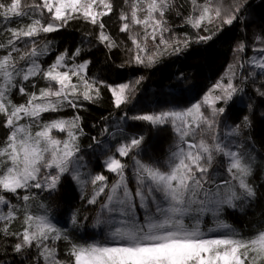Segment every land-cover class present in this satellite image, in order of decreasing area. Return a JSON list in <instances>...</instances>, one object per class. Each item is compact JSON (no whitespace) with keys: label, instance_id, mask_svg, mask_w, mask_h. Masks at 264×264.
Returning a JSON list of instances; mask_svg holds the SVG:
<instances>
[{"label":"snow or ice","instance_id":"obj_1","mask_svg":"<svg viewBox=\"0 0 264 264\" xmlns=\"http://www.w3.org/2000/svg\"><path fill=\"white\" fill-rule=\"evenodd\" d=\"M189 3L184 24L197 31V43L216 35L199 34L208 31L206 22H218L220 31L238 24L248 9V0H232L229 6L221 0ZM173 7V0H123L117 13L115 0H0V241L12 238L11 250L25 255L27 264H264V219L243 234L223 218L257 195L254 160L239 139L251 117L244 115L221 131L222 118L235 107L249 79L259 76L264 82V34L252 55H240L247 52L244 42L234 49L235 63L199 102L152 113L126 111L116 132L104 128L102 135L116 140L119 134L120 139L95 168L81 151L82 117L44 116L82 108L81 101L95 103L104 89L117 109L133 104L135 95L132 83L90 77L91 62L77 59L79 47L58 52L47 63L53 51L49 34L71 20H83L98 29L97 41L111 51L118 44L104 18L115 16L119 32L133 46L129 63L151 66L160 56L182 50L173 48L174 43L189 46L187 35L183 41L165 35L171 31L167 14ZM237 65L247 71L238 73ZM257 94L264 97V90ZM17 95L23 102L16 101ZM248 107L251 111L253 106ZM138 122L170 126L175 133L174 149L163 163L141 158L145 137L135 134ZM92 140L103 146L97 137ZM65 184L78 186L86 193L80 198L99 207L93 227L106 228L103 241L73 240L38 201L39 192L51 194ZM205 217H211V226ZM71 224L81 226L76 212ZM62 241L66 251L61 254Z\"/></svg>","mask_w":264,"mask_h":264},{"label":"trees","instance_id":"obj_2","mask_svg":"<svg viewBox=\"0 0 264 264\" xmlns=\"http://www.w3.org/2000/svg\"><path fill=\"white\" fill-rule=\"evenodd\" d=\"M224 6L232 4V0H221ZM174 7L167 14L168 27L170 32L165 35L169 38L172 34L180 40L187 35L190 43L187 48L182 44H173V48L181 47L178 54H165L160 56L151 66L129 63L132 52L130 40L126 39L124 33L119 32V22L115 16L108 21L107 31L116 39L118 47L109 51L96 39L98 29L83 20H71L68 25L58 32L49 34L46 38L52 41V53L45 58L50 63L56 53L65 49L70 52L79 47L82 49L81 57L90 61L89 75L93 78L107 80L110 83H132L135 87L133 104L122 105L117 109L112 101L111 94L104 89L101 97L95 103L81 101L82 108L73 110L66 108L60 113H46V119L55 116L71 118L74 115L82 117L81 127L84 135L80 137L81 151L86 157V162L91 168L102 164L106 154L115 151L117 139L113 140L111 135H102V130L108 128L110 133L116 132L117 125L123 126L120 117L126 111L132 113H152L169 108L183 109L193 103L199 102L210 89L221 80L228 71V66L235 63L234 49L244 42L247 45V52L241 56L252 55L251 49L258 45L259 37L264 34V0H248V9L241 17V21L231 27L224 26L217 31V23H205L208 31L200 30V35H209L213 32L216 35L207 42H196L197 31L189 25L184 24V17L191 11L189 0H173ZM123 0H115L116 12L118 13ZM126 10L128 6H125ZM177 12L180 15H177ZM143 15V14H141ZM250 25L245 27V24ZM141 37L143 32H140ZM159 37L157 38L158 43ZM144 44L143 39L140 40ZM148 53L153 48V42L147 40ZM171 53V49L169 50ZM147 63V61H145ZM123 65V66H121ZM238 73H244L247 69H240ZM143 77V80L136 85L135 81ZM75 79V78H74ZM255 80L253 83L252 81ZM238 82V81H237ZM43 83V81H41ZM264 90V82L259 76L251 77L244 86V92L238 94L235 107L222 118L224 125L221 131L227 127L234 126V121L239 123L244 115L251 117V124L244 129V134L239 138L247 147L254 160L253 186L256 190V197L248 202L240 203L235 209H229L224 214L226 222L243 234L249 233L262 219H264V97L257 94V90ZM16 101L23 102L19 95ZM252 110H249V105ZM230 117V118H229ZM23 122V121H22ZM131 123V122H130ZM139 128L135 134L142 133L145 143L140 153L141 158L158 160L161 163L167 160L171 150L174 149L177 137L170 126L165 128H152L143 122H138ZM126 134L128 129L126 128ZM0 131V135H2ZM63 138V134H58ZM97 137L102 145L93 142L92 138ZM131 174V170H129ZM34 193L37 190H33ZM91 188L87 189L90 192ZM75 184L64 185L63 190L54 193H38V201L49 208V216L57 227L62 228L71 234L72 239L80 243H91L103 241L106 235V228L93 227L98 206L86 204L80 197L85 195ZM76 212L80 217L81 226L73 227L71 214ZM88 219L85 220L84 217ZM208 225L211 226V217H205ZM18 226V225H17ZM12 238L0 241V264H27L25 255H18L11 250ZM65 242H60L61 254L66 251Z\"/></svg>","mask_w":264,"mask_h":264},{"label":"rangeland","instance_id":"obj_3","mask_svg":"<svg viewBox=\"0 0 264 264\" xmlns=\"http://www.w3.org/2000/svg\"><path fill=\"white\" fill-rule=\"evenodd\" d=\"M136 31L141 32L142 30L139 29V28H137ZM124 34H125L126 39H128V35H127L126 33H124ZM128 40H129V39H128ZM125 159H126V158H125Z\"/></svg>","mask_w":264,"mask_h":264}]
</instances>
